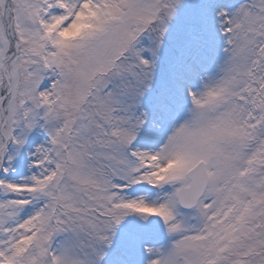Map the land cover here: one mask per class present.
Returning <instances> with one entry per match:
<instances>
[{
    "label": "snow or ice",
    "instance_id": "obj_1",
    "mask_svg": "<svg viewBox=\"0 0 264 264\" xmlns=\"http://www.w3.org/2000/svg\"><path fill=\"white\" fill-rule=\"evenodd\" d=\"M0 264H264V0H0Z\"/></svg>",
    "mask_w": 264,
    "mask_h": 264
}]
</instances>
